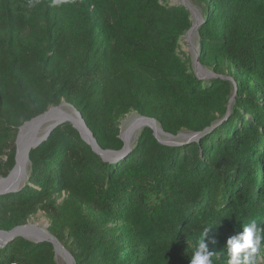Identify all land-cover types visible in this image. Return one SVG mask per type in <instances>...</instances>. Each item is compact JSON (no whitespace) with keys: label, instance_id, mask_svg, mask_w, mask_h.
Wrapping results in <instances>:
<instances>
[{"label":"trees","instance_id":"obj_1","mask_svg":"<svg viewBox=\"0 0 264 264\" xmlns=\"http://www.w3.org/2000/svg\"><path fill=\"white\" fill-rule=\"evenodd\" d=\"M190 2L210 79L180 51L194 21L181 4L0 0V178L15 165L19 128L62 103L102 151L122 149L130 114L182 140L218 123L175 145L143 127L106 161L65 122L30 151L21 187L0 195V231L42 212L75 264H190L214 227L209 251L226 264L242 224L264 227V0ZM0 264L57 263L51 243L16 237Z\"/></svg>","mask_w":264,"mask_h":264},{"label":"water","instance_id":"obj_2","mask_svg":"<svg viewBox=\"0 0 264 264\" xmlns=\"http://www.w3.org/2000/svg\"><path fill=\"white\" fill-rule=\"evenodd\" d=\"M182 6L188 8L185 4H181ZM201 23V21H200ZM197 22V20L193 21V27L188 30L187 37L190 38L191 35L197 31V28L200 24ZM198 57L199 54L195 57V69L198 67ZM196 71V70H195ZM233 99H231L229 105H228V111L226 116H228L231 108V102ZM61 107H69L71 108L68 104L62 103L57 107H51L49 108L45 113L31 119L30 121L24 123L18 130L17 137L15 140V146H16V154H15V165L13 169L9 172V174L5 178H0V195H5L8 193H14L16 192L21 185L23 184V177L24 176H19L17 177L15 175L16 168L18 167L19 163H22L23 165L29 164V153L31 150L37 148L42 142L46 141L51 134V132L58 127L59 125L69 122L73 125V127L79 132L81 138L91 146L92 150L100 155L104 160L106 161H113L115 159H118L119 157H122L126 155L130 151L129 143H126L124 141L123 136L121 137V140L123 142V147L119 152H111V151H102L99 149L97 144L95 143L93 136L91 132L87 129L85 126L81 116L79 115L78 112H76L74 109L73 112L75 113L76 117L75 119H78L80 124L77 123V120H72L69 118H54L53 111H56L60 109ZM139 120L147 121L149 124H147L145 127H149L153 131V135L156 137V139L161 142L162 144L165 145H175L176 143L174 142H163L160 140L159 135L157 134L155 130V126L157 125L156 121L154 119L146 118V117H141L137 116L136 117ZM49 123L51 122L52 124L47 128L44 133L39 137V131L40 127L44 123ZM218 123L213 124L210 128L206 129L202 133H197L193 134L191 136H188L189 141H195L198 137H200L203 133L208 132L211 130L213 127H215ZM160 130V129H159ZM160 135L166 136L170 140H177L180 139L183 135H178L175 138H172L165 133H163L160 130ZM185 137V136H184ZM26 179V178H25ZM16 237H23L27 240H30L35 243H41V242H48L51 243L53 246L54 254H55V259L57 257H60L65 264H75L73 258L71 255L65 250L63 245L52 235L50 232L45 229V228H39L37 226L33 225H23V226H18L11 231L4 232L0 231V247H3L7 242L13 241Z\"/></svg>","mask_w":264,"mask_h":264},{"label":"clouds","instance_id":"obj_3","mask_svg":"<svg viewBox=\"0 0 264 264\" xmlns=\"http://www.w3.org/2000/svg\"><path fill=\"white\" fill-rule=\"evenodd\" d=\"M214 227H204L201 237L197 240L190 257V264H215L217 255L209 251V243L215 244V240L206 241L210 230ZM241 231L229 237L225 245L227 255L226 264H257V257L264 247V227L258 225L255 219L241 225Z\"/></svg>","mask_w":264,"mask_h":264},{"label":"rangeland","instance_id":"obj_4","mask_svg":"<svg viewBox=\"0 0 264 264\" xmlns=\"http://www.w3.org/2000/svg\"><path fill=\"white\" fill-rule=\"evenodd\" d=\"M168 4L170 5H174V4H185L188 8H190L192 15H193V19H195V21L197 20V22L200 23L201 21V16H200V9L197 7H194L191 5L190 0H168ZM198 44H197V36H196V32H194L190 38H183L181 40V49L180 51H182L185 55H188V57L191 59L192 63H193V69L195 71V74L197 75V77H199L200 79H210L211 77H215L216 75L207 68H204L203 66H201L198 62V67L197 69H195V57L198 54ZM233 86L235 87V84H233ZM65 109L73 116H75V113L73 112V110L69 107H65ZM137 116L135 114H130L128 116H126L124 119L121 120L120 123V135L121 137L124 135V132H126L127 127L130 125L131 121L133 119H135ZM44 133V131H43ZM41 133V134H43ZM137 134V132L135 133V135ZM135 135L131 138V140H129L127 143H129V147L131 148V145L133 144L134 141V137ZM160 140L163 142H175V143H181L184 141H189V138H185V140L183 139H178V140H170L168 139L166 136L164 135H160ZM28 174V166L26 168V174L23 177V181L25 180V178L27 177ZM27 225H33V226H37L39 228H45L47 229L48 227V221L45 218V216L43 215L42 212H37L27 223ZM56 263L57 264H65L64 261L60 258L57 257L56 258ZM257 264H264V247L261 248L258 257H257Z\"/></svg>","mask_w":264,"mask_h":264},{"label":"bare ground","instance_id":"obj_5","mask_svg":"<svg viewBox=\"0 0 264 264\" xmlns=\"http://www.w3.org/2000/svg\"><path fill=\"white\" fill-rule=\"evenodd\" d=\"M54 118H69V119H72V120H77V123L80 124L79 120L78 119H75L76 117H73V115H71L66 109L65 107H61L60 109L56 110V111H53V115H52ZM52 123L49 122V123H44L42 124V126L40 127V131H39V134L38 136L40 137L43 133V131H45L47 128H49V126L51 125ZM147 124H149L147 121H143V120H139L137 118L133 119L130 123V125L127 127V130L126 132H124V135H123V138H124V141L127 143L129 140H131V138L135 135L136 132H138L141 128L145 127ZM155 130L157 132V134L159 135L160 134V130H159V127L158 125L155 126ZM26 168H27V165H23L22 163H19L18 164V167L16 168V171H15V175L17 177L19 176H25L26 174Z\"/></svg>","mask_w":264,"mask_h":264}]
</instances>
